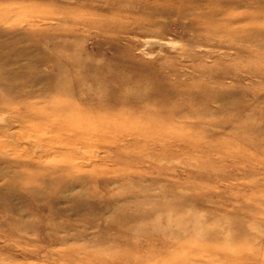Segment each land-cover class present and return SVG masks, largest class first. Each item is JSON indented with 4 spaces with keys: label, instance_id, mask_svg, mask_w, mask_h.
<instances>
[{
    "label": "rangeland",
    "instance_id": "rangeland-1",
    "mask_svg": "<svg viewBox=\"0 0 264 264\" xmlns=\"http://www.w3.org/2000/svg\"><path fill=\"white\" fill-rule=\"evenodd\" d=\"M0 264H264V0H0Z\"/></svg>",
    "mask_w": 264,
    "mask_h": 264
},
{
    "label": "bare ground",
    "instance_id": "bare-ground-1",
    "mask_svg": "<svg viewBox=\"0 0 264 264\" xmlns=\"http://www.w3.org/2000/svg\"><path fill=\"white\" fill-rule=\"evenodd\" d=\"M31 132V131H30Z\"/></svg>",
    "mask_w": 264,
    "mask_h": 264
}]
</instances>
